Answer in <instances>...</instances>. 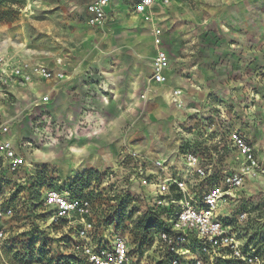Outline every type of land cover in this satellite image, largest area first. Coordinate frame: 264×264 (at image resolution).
I'll use <instances>...</instances> for the list:
<instances>
[{
    "label": "crops",
    "instance_id": "obj_1",
    "mask_svg": "<svg viewBox=\"0 0 264 264\" xmlns=\"http://www.w3.org/2000/svg\"><path fill=\"white\" fill-rule=\"evenodd\" d=\"M79 3L78 16L63 18L61 28L55 27L53 17L47 25L46 34L51 40L47 64L62 72L64 79L44 82L36 78L31 84L15 85L8 98L0 96V122L9 126V138L19 147L21 155L26 149L23 144L29 142L23 139L16 142L11 136L12 126L24 114L34 112L30 107L33 102L48 96L49 101L43 103L45 118L53 130L60 129L53 131L52 136H63L62 144L67 151L75 154L76 162L82 161L79 167L124 170L129 167L130 147V151L147 157L148 168L150 162L153 166V162L161 160V155L153 156L157 153L154 137H164L166 128L181 122L185 112H199L200 102L209 91L230 87L229 80L224 83L223 76L218 78V66L217 70L199 67L196 45L191 41H199V35L204 33L208 41L219 42L210 47L213 56L238 54L247 66L244 82L253 87L258 82L256 72L264 67V0H183L168 6L155 4L151 11L156 22L165 29L169 24L166 18L171 14L175 22L174 33L163 36L164 41L174 42L175 55L174 61L170 56L171 66L164 72L163 84L151 81L155 56L151 23L135 14L128 2L112 0L107 25L103 29L93 28L87 23L86 1ZM163 46L169 58L164 42ZM174 90L183 92L186 109L177 110L171 103ZM101 97L108 101L112 120L96 111ZM21 104L24 105L20 108ZM89 132L94 135L89 136ZM254 147L264 164L260 144ZM169 154L166 169L159 170L160 177H152V182L158 184L168 178L185 180L194 198L206 193L208 182L189 177L185 163L174 157L173 152ZM238 164L225 168L233 171ZM245 186L237 193L238 203L244 197ZM146 189L154 199L156 186L152 184ZM235 204L222 206L219 215L234 219Z\"/></svg>",
    "mask_w": 264,
    "mask_h": 264
},
{
    "label": "rangeland",
    "instance_id": "obj_2",
    "mask_svg": "<svg viewBox=\"0 0 264 264\" xmlns=\"http://www.w3.org/2000/svg\"><path fill=\"white\" fill-rule=\"evenodd\" d=\"M79 4V0H26L16 22L0 24L1 56L51 69L47 64V60L51 58L48 53V50L51 52V40L46 34L48 22L53 17L56 20L55 27L61 28L59 23L63 18L78 16ZM141 17L145 22L151 23L153 39L159 31L169 52L170 68V58L174 61L175 57L174 42L164 41L163 36L174 33V14L166 18L169 24L165 29L154 20L152 11L148 16ZM199 36V41L190 42L197 47L194 46L197 49L195 52L199 67H213L217 70L218 66V78L223 76L224 83L229 80L230 87L209 91L204 101L200 102L199 112H185V118L181 122L177 121L172 127L166 128L164 137H154L157 153L153 156L161 155V160H166L168 164L169 152H173L174 157L184 162V154L193 151L202 157L204 166L219 174L221 169L227 171L226 168L232 165L234 167L235 162L238 164L237 156L225 140L231 131L242 134L253 146L260 144V154L264 155V67L259 73L256 72L258 82L253 87L244 82L247 66L243 65L238 54L213 56L210 47L217 46L219 42L208 41L204 33ZM175 91L177 90L173 93ZM43 103H46L43 99L33 102L30 107L34 112L31 115H28L31 112L24 114L12 126V138L16 142L28 140L29 144L23 151L27 166L20 174L10 176L4 186H0L1 201L14 211L13 218L0 224L7 233L5 240L0 241V264H56L70 256L80 258L77 250L80 241L76 230L65 223L51 224L52 213L44 208L42 201L47 190L65 192L71 186L74 187L72 198L86 199L92 204L94 245L111 244L115 237L122 236L130 251L129 264H160L166 250L158 240V235L151 233L143 237L135 227L136 218L154 205V199L147 192V186L138 179L133 162L129 159V167L124 170L77 167L75 154L68 152L67 147L62 144L64 138L60 135L61 131L60 136H52L53 131L56 133L60 129H52L51 123L45 118ZM171 103L177 110L186 109L184 102L182 108L177 107L173 96ZM222 146L225 147L221 149ZM37 152L41 157H37ZM129 152L130 147L127 154ZM148 157L151 158V155ZM144 158L147 160L146 156ZM150 164L151 162L148 165L150 180L152 177L159 178L160 169L155 167L154 162L153 166ZM185 167L187 175L196 180L186 164ZM110 175L114 178H104ZM207 182L208 190L212 183ZM245 187L244 197L235 204L234 211L235 215L245 212L247 220L241 225L235 223V228L245 248L254 249L264 257V177L248 181ZM125 195L134 199L130 209H135L136 214L123 218L120 215V219L117 215L119 203ZM156 196L155 192L154 198ZM233 221L235 222L234 219ZM192 245L193 241L190 240L188 247L193 248ZM41 248L46 250V255L40 253ZM28 250L32 252V257L27 255Z\"/></svg>",
    "mask_w": 264,
    "mask_h": 264
},
{
    "label": "built area",
    "instance_id": "obj_3",
    "mask_svg": "<svg viewBox=\"0 0 264 264\" xmlns=\"http://www.w3.org/2000/svg\"><path fill=\"white\" fill-rule=\"evenodd\" d=\"M87 23L93 28L103 29L108 22V8L112 0H85ZM128 2L135 14L148 16L155 4L168 6L183 0H124ZM148 18V17H147ZM155 56L151 80L156 84L165 82L164 72L169 65L167 51L163 46L159 31L154 39ZM43 81L62 80L64 74L55 72L42 65L20 63L0 55V96L9 97V91L15 85H28L34 79ZM182 92L173 93L177 107H183ZM44 102L49 97L43 98ZM10 130L6 123L0 122V186L8 182L10 176L20 174L27 166L26 159L19 153V147L9 138ZM227 146L236 153L238 168L223 173L212 171L204 166L202 157L193 151L184 154V162L197 182L211 181L206 193L194 198L185 180L168 178L154 184L148 174L147 160L138 152L131 151L128 157L135 172L144 186L155 185L157 196L154 198V210L172 212L165 215L170 232H161L160 241L170 254L171 264H264V257L254 249H246L235 228V223L243 224L247 220L245 212H239L233 219L219 215L222 206L237 203V193L248 181L264 177V165L256 155L255 147L239 132L231 131L226 136ZM29 143H24L26 147ZM225 146H222L223 149ZM156 168L164 171L166 160H156ZM113 179V175L104 177ZM72 189L65 192L49 189L43 197L44 208L52 213L50 223H65L76 230L80 244L77 250L84 264H129L130 251L125 238L117 236L111 244L94 245L95 226L92 217V204L86 199H74ZM0 194V224L13 218L11 206H4ZM150 208V209H151ZM7 233L0 227V241ZM193 241V248L188 247ZM123 245V251L120 250ZM184 261V262H183ZM189 261V262H185ZM48 264V263H41Z\"/></svg>",
    "mask_w": 264,
    "mask_h": 264
},
{
    "label": "trees",
    "instance_id": "obj_4",
    "mask_svg": "<svg viewBox=\"0 0 264 264\" xmlns=\"http://www.w3.org/2000/svg\"><path fill=\"white\" fill-rule=\"evenodd\" d=\"M26 5V0H0V24H11L16 22L21 15V11ZM36 187V186H35ZM72 189V193L74 191V187H70ZM71 193V194H72ZM134 199L129 195L123 196L121 202L119 203V211L118 217L121 219L120 215L123 217H129L136 214L135 209H130L133 204ZM129 208V212L127 209ZM172 212L168 211H160L149 209L142 216H138L136 218L135 227L143 234V237H147L148 234H157L158 240L160 239L161 232H170L168 222L165 219V215L167 213ZM32 252L27 251V255H31ZM40 253L44 256L46 255V250L44 248L40 249ZM164 259L160 264H171V254L166 250L164 254ZM33 255H31L32 257ZM48 264H52L51 262H46ZM56 264H84L83 260L79 257H67L61 259L60 262ZM227 264H236L235 262H228Z\"/></svg>",
    "mask_w": 264,
    "mask_h": 264
},
{
    "label": "clouds",
    "instance_id": "obj_5",
    "mask_svg": "<svg viewBox=\"0 0 264 264\" xmlns=\"http://www.w3.org/2000/svg\"><path fill=\"white\" fill-rule=\"evenodd\" d=\"M97 110L102 111L103 116L106 117L108 120H112L113 119V113L110 111V107L108 105V101L104 97H101L99 102H98V104L96 105V111ZM69 120H72L71 116H69ZM83 122H86V118H85V121H83ZM101 123H103V121H101ZM88 134H89V136L94 135V133H92V132H89ZM53 143H55V141ZM79 163H82V161L76 162V166L77 167L79 166ZM120 250L123 251V245H121Z\"/></svg>",
    "mask_w": 264,
    "mask_h": 264
}]
</instances>
